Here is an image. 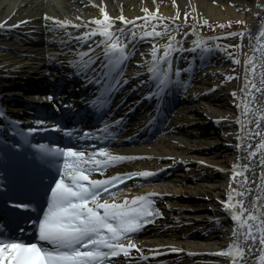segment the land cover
Segmentation results:
<instances>
[{"label": "bare ground", "instance_id": "obj_1", "mask_svg": "<svg viewBox=\"0 0 264 264\" xmlns=\"http://www.w3.org/2000/svg\"><path fill=\"white\" fill-rule=\"evenodd\" d=\"M181 13L192 27L199 20L222 24L242 17L255 34L245 44L236 91L229 89L232 82L220 70L198 74L187 91V106L175 120L181 126L176 135L140 144L132 153L118 152L123 158L141 159L151 170L165 168L161 178L171 172L151 191L176 221L162 227L165 233L157 236V228L149 233L154 234L153 245L173 243L179 250L154 264H264V0H0V29H23L33 20L41 31L51 28L49 36L54 39L37 43L38 52L26 53L29 57H20L25 52L17 47L2 49L0 94L17 96L21 84L12 80L16 75L30 76L39 66L44 69L62 62L82 66L80 54H92L90 60L104 59L109 48L95 53V46L87 48L84 40L72 47L70 30L88 32L104 44L123 33L142 37L131 52L134 61L127 65L132 70L127 75L136 85L152 88L150 73L171 62L178 43L159 48L147 44L143 38L156 31L145 20L170 24ZM72 48L88 50L81 53ZM107 57L113 59L115 54ZM215 57L218 63L223 61ZM90 70L86 68L87 73ZM208 151L213 152L210 160L203 155ZM133 168L126 164L120 170ZM212 179H217L215 184ZM194 180L200 183L189 184ZM185 233L199 234L203 240L191 242L183 237ZM230 249L236 255L233 259L217 257ZM185 252L195 255L188 259L183 257Z\"/></svg>", "mask_w": 264, "mask_h": 264}, {"label": "rangeland", "instance_id": "obj_2", "mask_svg": "<svg viewBox=\"0 0 264 264\" xmlns=\"http://www.w3.org/2000/svg\"><path fill=\"white\" fill-rule=\"evenodd\" d=\"M238 12V11H236ZM236 14H240L242 17L244 16V12L240 11ZM242 17L235 18L232 21H226L222 24H215L208 20H199L200 22L195 23V27H192L191 23L187 20L188 18L183 17L182 13L181 16L178 15L172 22V24H166L163 36L160 37H153L151 38L148 43L153 47H159L163 44H168L170 42H175L176 40H186L184 42L185 46L194 50L198 49V51L202 52H209L210 60L208 62L209 66L206 67V70H220L222 71L228 79L232 82V86L229 87L230 90H237V82L240 75V66H241V58L245 46L246 34L245 30L247 29L246 21L242 20ZM156 22V21H155ZM211 25L215 26L212 29H215L216 32H212ZM235 25L237 28L232 34H236V38H234L235 43L229 41L230 46L225 44L222 47L218 46L216 43L213 42L214 38H222L225 36L224 32L226 30H222L225 28H230L231 26ZM219 26V27H217ZM210 27V28H209ZM220 55L224 58L225 61L221 65L213 64L216 58H213L212 55ZM211 151L205 152L204 158L209 159L212 156ZM217 179L212 180L210 183L215 184Z\"/></svg>", "mask_w": 264, "mask_h": 264}, {"label": "snow or ice", "instance_id": "obj_3", "mask_svg": "<svg viewBox=\"0 0 264 264\" xmlns=\"http://www.w3.org/2000/svg\"><path fill=\"white\" fill-rule=\"evenodd\" d=\"M57 187H59V183L57 184ZM0 223H2V221H0ZM6 247H8V246H6ZM11 247L12 248H16V247H19L18 245H15V244H13V245H11ZM33 248H34V246H33Z\"/></svg>", "mask_w": 264, "mask_h": 264}]
</instances>
